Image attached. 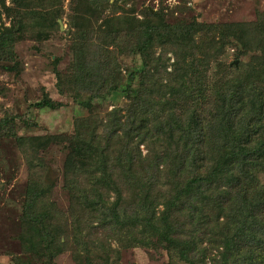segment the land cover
I'll use <instances>...</instances> for the list:
<instances>
[{
	"label": "trees",
	"instance_id": "obj_1",
	"mask_svg": "<svg viewBox=\"0 0 264 264\" xmlns=\"http://www.w3.org/2000/svg\"><path fill=\"white\" fill-rule=\"evenodd\" d=\"M13 1H1L8 16L18 17L0 24V61H13L8 70L17 64L12 48L24 37L21 20L39 32L58 28L62 14L41 9L61 0ZM69 1L74 55L57 85L89 114L75 119L70 134L17 137L28 184L25 257L15 264H55L70 238L77 264H117L119 248L129 246H160L167 264H264V11L242 22L169 23L161 10L137 18L119 3L128 0ZM226 47L238 63H218L210 82V65ZM116 49L140 60L124 80ZM112 94L127 106L104 117L92 111L93 99ZM60 105L47 95L35 102ZM13 124L1 117L0 131ZM52 142L67 151L66 212L52 200L55 180L36 155ZM139 144L147 147L144 156ZM69 226L72 237L64 235ZM91 227L93 236L82 233Z\"/></svg>",
	"mask_w": 264,
	"mask_h": 264
},
{
	"label": "rangeland",
	"instance_id": "obj_2",
	"mask_svg": "<svg viewBox=\"0 0 264 264\" xmlns=\"http://www.w3.org/2000/svg\"><path fill=\"white\" fill-rule=\"evenodd\" d=\"M1 1H4L7 7L14 6V1L0 0V24L4 23L8 26L14 23L12 20H18V17L13 13L8 16L3 10ZM119 3L124 8L133 7L137 18H141L142 12L146 10H161L169 23L177 21L187 23L194 18L206 23L242 22L253 20L258 12L264 11V0H128L125 4ZM53 8L61 9L62 14L58 20H61L63 29L61 30L60 26L52 29L42 26L39 27L38 32L30 20L22 19L21 25L26 28L24 37L16 41L12 48L14 61L17 62L15 68L8 70L5 67L12 66V60L0 61V118L7 115L14 121L12 128L0 131V264H15L16 258L25 257L20 235L25 190L28 184V167L22 147L17 143V137L70 134L74 130L75 119L89 114L88 110L82 109L70 94H62L58 89L57 74L64 75L70 72L74 55L72 45L75 38L74 30L68 26L72 14L70 1L61 0L60 3L52 4L45 2L41 7L45 12ZM233 53L231 47H226L217 61L211 63L209 74L207 73L210 82L215 72H218L217 65L220 62L238 63ZM114 56L120 65L123 80L140 62L139 59L118 49L115 50ZM249 58L250 54H247L243 56V61L247 62ZM45 95L56 102H61L60 107L52 109L48 106H35V102ZM126 104L127 99L124 96L112 94L101 101L93 99L91 109L100 117H104L113 107L124 108ZM63 145L57 142L49 143L39 149L36 155L42 160L43 164H40L42 173L47 172L55 180L51 191L52 200L58 208L66 212L70 204L69 195L63 188V162L67 153ZM138 149L136 152L142 156L148 151L145 144H139ZM260 179L264 181V174H260ZM66 216L68 218V215ZM68 220L70 224V218ZM92 228L94 227L82 230V233L93 236ZM68 233L70 236V226L64 235ZM111 244L116 246L114 241ZM74 245L70 238L66 249L55 258V264H77L72 256ZM103 245L101 244L100 248ZM100 248L94 249L93 252H99ZM116 262L117 264H167L168 256L160 246L120 247ZM106 263L114 264L113 261Z\"/></svg>",
	"mask_w": 264,
	"mask_h": 264
},
{
	"label": "water",
	"instance_id": "obj_3",
	"mask_svg": "<svg viewBox=\"0 0 264 264\" xmlns=\"http://www.w3.org/2000/svg\"><path fill=\"white\" fill-rule=\"evenodd\" d=\"M58 22H59L60 29L62 30L63 29V24H62L61 20L59 19Z\"/></svg>",
	"mask_w": 264,
	"mask_h": 264
}]
</instances>
